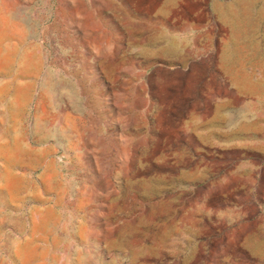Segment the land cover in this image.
<instances>
[{"label": "rangeland", "instance_id": "1", "mask_svg": "<svg viewBox=\"0 0 264 264\" xmlns=\"http://www.w3.org/2000/svg\"><path fill=\"white\" fill-rule=\"evenodd\" d=\"M0 264H264V0H0Z\"/></svg>", "mask_w": 264, "mask_h": 264}]
</instances>
